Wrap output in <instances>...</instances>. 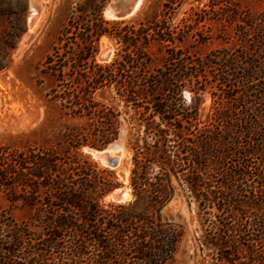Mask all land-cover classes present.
<instances>
[{
  "label": "trees",
  "instance_id": "16d2710c",
  "mask_svg": "<svg viewBox=\"0 0 264 264\" xmlns=\"http://www.w3.org/2000/svg\"><path fill=\"white\" fill-rule=\"evenodd\" d=\"M104 5L78 3L66 40L43 62L54 97L89 128L70 131L59 149L0 146V189L31 211L0 238V264H170L185 229L163 210L179 194L189 211L195 206L198 241L212 264H264V12L249 17L235 0H164L157 18L130 24L104 20ZM212 25L229 27L234 42L215 34L228 46L204 60L181 52L188 36ZM102 36L120 47L105 64L94 59ZM151 46L165 53L159 68L150 66ZM184 87L210 92L204 121L198 99L184 104ZM104 89L121 111L94 99ZM120 117L131 199L103 203L120 183L80 150L114 141Z\"/></svg>",
  "mask_w": 264,
  "mask_h": 264
},
{
  "label": "rangeland",
  "instance_id": "374dc122",
  "mask_svg": "<svg viewBox=\"0 0 264 264\" xmlns=\"http://www.w3.org/2000/svg\"><path fill=\"white\" fill-rule=\"evenodd\" d=\"M82 0H0V146L12 150H22L30 146H43L59 149L64 145V137L70 131L87 130L89 122L83 118L70 115V111L62 107V100L54 97V79L44 70L43 62L52 48L59 43L63 28L74 7ZM138 0H123V6L132 12L125 18H106V8L115 4L116 0H105L102 9L104 20H124L127 23L147 22L157 18L161 12L164 0H141L137 9ZM135 4V5H134ZM238 10L245 12L249 17L264 12V0H235ZM187 9L183 5L174 20ZM133 11H135L133 13ZM123 24L118 26L120 29ZM210 35L208 41L202 37L188 36L184 44H179L181 52L188 58L204 60L208 55L226 48L219 41L214 40L215 34L234 42V32L229 27L221 31L219 25L208 26L203 30ZM212 34V35H211ZM220 36V35H219ZM205 40V39H204ZM73 42V41H72ZM119 45L110 37L102 36L98 41L95 61L99 64L111 62L119 52ZM151 67H160L165 53L156 46L148 50ZM182 100L186 106L199 100V119L204 121L212 104L210 92L204 90L198 94L182 88ZM111 90H98L94 99L106 105H113L119 111L122 103L114 98ZM121 125L117 135L122 133L121 159L116 168L106 166L95 157L99 151L82 147L80 152L89 156L99 169H108L114 172L120 187L129 194V171L131 168V151L127 145L125 122L120 117ZM91 124V121H90ZM94 124V123H93ZM93 125H91L92 128ZM116 138V139H117ZM103 149V148H102ZM101 150V149H100ZM113 190L106 195L103 203L115 202ZM117 203V202H115ZM30 210L19 201L13 200L9 191L0 189V238H6V232L13 227L28 222ZM163 216L168 221L180 224L185 229V236L181 241L177 253L170 264H212L210 252L202 251L198 238L201 232L196 230L195 206L191 204L189 211L181 194L177 195L163 210ZM7 226L9 229H7Z\"/></svg>",
  "mask_w": 264,
  "mask_h": 264
},
{
  "label": "water",
  "instance_id": "95a60500",
  "mask_svg": "<svg viewBox=\"0 0 264 264\" xmlns=\"http://www.w3.org/2000/svg\"><path fill=\"white\" fill-rule=\"evenodd\" d=\"M105 11L110 12L113 17L125 18L132 12V9L127 10L123 6V0H116L115 4L107 7ZM122 136V133H120L117 139L98 151L97 158L110 168H116L119 164V157L121 156L122 151ZM111 197L117 203H123L130 198L129 194L127 195L126 190L123 188L117 189Z\"/></svg>",
  "mask_w": 264,
  "mask_h": 264
},
{
  "label": "bare ground",
  "instance_id": "6f19581e",
  "mask_svg": "<svg viewBox=\"0 0 264 264\" xmlns=\"http://www.w3.org/2000/svg\"><path fill=\"white\" fill-rule=\"evenodd\" d=\"M140 1H141V0H138V1H137V5H136L135 8H133V9H135V10L137 9L138 5L140 4ZM134 5H135V4H134ZM134 12H135V11H133V13H134ZM105 17H106L107 19H108V18H109V19H110V18H113V19L116 18V17H113V16L111 15L110 12H106ZM97 154H98V152L96 153L95 157H97ZM121 157H122V156L119 157V164H120V159H121ZM119 164H118V166H119ZM118 166H117V167H118ZM127 195H128V193H127Z\"/></svg>",
  "mask_w": 264,
  "mask_h": 264
}]
</instances>
